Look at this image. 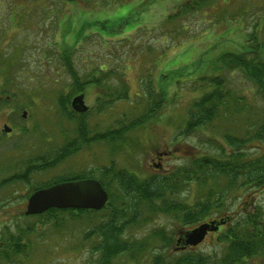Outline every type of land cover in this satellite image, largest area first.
<instances>
[{"label": "rangeland", "instance_id": "obj_1", "mask_svg": "<svg viewBox=\"0 0 264 264\" xmlns=\"http://www.w3.org/2000/svg\"><path fill=\"white\" fill-rule=\"evenodd\" d=\"M19 1H12V14L18 10ZM45 1L52 4L57 0ZM183 1L94 0L89 4L81 2L78 6L54 4L53 13L60 8L65 11L61 16L64 21L62 27L55 22L57 16L43 21H39L42 17L35 18L36 23L22 26L2 23L0 128L6 123L12 131L0 138V230L4 224L12 230L15 227L37 228L29 235L30 248L26 258L15 257L10 264H93L95 259L89 250L90 241L82 238L84 228L81 221L70 220L66 215L49 222L25 217L26 199L31 187L96 167H106L110 159L115 167L139 177L162 175L183 163L189 153L204 154V146L198 142L202 139L200 135L174 138L184 125L188 104L202 92L200 89L192 91L191 83L201 75H212V64L221 53L244 51L249 32L256 29L261 35L264 0H217L212 7L200 13L198 19L192 16L184 24L187 28L184 35L174 34L162 41L166 34L159 26ZM4 8H0L1 14L8 13V7L6 12ZM75 8L78 9L77 18ZM220 8L226 11L219 17L221 21L216 22L212 15ZM56 14L59 16L58 12ZM174 36L182 39L181 42L174 45L170 40ZM67 52L70 55L65 64L63 54ZM68 63H71L70 68L80 82H85L88 76L90 79L98 78L111 69L124 73L126 99L112 100V97L103 95L102 87L94 80L84 86L82 95L87 111L72 112L76 120L84 118L88 136L116 128L122 116L124 121H129L144 113L147 102L140 100L143 96L141 85L148 75L155 90H160L166 100L158 118L127 135L129 141L136 138L139 141L140 145L135 149L116 147L111 152L104 142H96L83 146L42 172L34 173V170L27 184L6 181L14 172L22 173L27 165L35 164L41 155L52 161L60 146L78 138L77 122L63 115L56 101L59 92L66 96L69 94L73 79ZM216 66L222 64L217 63ZM232 81L243 85L246 91L254 90V86L239 74L233 76ZM103 84L112 89L118 80L110 76ZM248 95L249 98L252 96L251 93ZM259 105H263L262 102ZM67 108L70 111L69 104ZM23 112L26 113L25 118L22 117ZM157 153L162 155L161 166L154 170L151 159ZM191 188L192 191L186 195L195 197V187ZM225 199V211L236 215L244 206L250 209L253 204L262 202L264 192L243 196L237 191ZM145 223L127 231L126 236L141 239L156 227L179 231V224L172 223L169 217L153 216ZM215 231L206 234L203 242L193 249L205 253L220 252L222 245L217 241ZM114 264L134 263L120 256ZM243 264H264V256L251 257Z\"/></svg>", "mask_w": 264, "mask_h": 264}, {"label": "trees", "instance_id": "obj_2", "mask_svg": "<svg viewBox=\"0 0 264 264\" xmlns=\"http://www.w3.org/2000/svg\"><path fill=\"white\" fill-rule=\"evenodd\" d=\"M84 1L89 4L94 0ZM216 1L184 0L159 26L166 34L162 41L174 34L184 35L187 30L184 24L192 16L198 19L200 13ZM224 11L225 8H220L212 15L213 20L221 21L219 17L224 16ZM207 29L204 28V31ZM261 35L256 29L249 32L244 51L221 53L216 63L212 64L213 74L201 75L191 83L192 91L200 89L202 92L188 104L184 125L174 138L200 135L202 139L198 142L204 146L203 155L189 153L190 156L174 169L162 175L145 174L143 177L115 167L110 159L106 167L56 178L31 187L29 192L31 194L34 190L61 181L95 178L108 194L103 208H52L39 215L25 217L49 222L57 216L66 215L70 220L81 221L84 228L82 238L90 241V253L95 255L93 264H114L120 256L134 264H243L251 257L264 256V200L258 205L253 204L250 209L244 206L236 215L225 211V198L232 193L238 191L244 196L264 192V28ZM175 36L170 37L174 45L182 40ZM63 55L66 64L70 53ZM217 63L222 66H216ZM67 65L71 67V63ZM68 70L73 79L69 94L66 96L59 92L56 101L62 114L77 122L78 138L60 146L52 161L41 155L35 164L27 165L21 174L14 172L6 181L27 184L34 170V173L42 172L83 146L96 142H104L111 152L116 147L135 149L140 145L139 141L137 138L129 141L127 135L134 134L136 128L158 118L166 101L164 94L155 90L150 75L145 76L140 99L147 102L144 113L129 121H124L122 116L116 128L88 136L84 118L76 120L74 117L71 96L83 94L84 86L94 80L102 87L103 95L112 97V100L126 99L124 73L111 69L112 72H103L98 78L90 79L88 76L85 82H80L75 72L71 68ZM238 74L254 86L253 92L232 81V77ZM110 76L118 80L112 89L103 84ZM205 88L207 90L203 91ZM249 93L252 95L250 98ZM256 96H259L258 100ZM191 187H195V197L186 195L192 191ZM153 216L169 217L172 223L179 224V231L172 228L174 231L169 229L170 232L156 227L141 239L126 236L127 231L143 226ZM210 222L216 227V239L222 245L220 252H198L194 247L185 245L187 232L201 223ZM34 230H37L36 226L15 227L12 230L4 224L0 230V264L13 263L15 257L26 258L30 248L29 235Z\"/></svg>", "mask_w": 264, "mask_h": 264}, {"label": "water", "instance_id": "obj_3", "mask_svg": "<svg viewBox=\"0 0 264 264\" xmlns=\"http://www.w3.org/2000/svg\"><path fill=\"white\" fill-rule=\"evenodd\" d=\"M72 108L83 113L86 105L83 95H78L72 100ZM26 113L23 112L22 117ZM4 132H10L7 125L3 126ZM108 194L96 179H80L61 181L48 187L33 191L27 198L24 214L39 215L48 209H91L100 210L104 207ZM213 223H204L185 234V245L196 246L201 243L208 231H214Z\"/></svg>", "mask_w": 264, "mask_h": 264}, {"label": "flooded vegetation", "instance_id": "obj_4", "mask_svg": "<svg viewBox=\"0 0 264 264\" xmlns=\"http://www.w3.org/2000/svg\"><path fill=\"white\" fill-rule=\"evenodd\" d=\"M12 1L13 0H0V8L2 9V7H5L4 12H6V7H8L7 8L8 13H6V14L0 13V27L2 26V23H4V24L8 23V25H10V24L16 25L17 24L18 26H22L23 24L36 23L37 19L41 18V17L42 18L39 21H43L44 19H47V18L51 19L54 16H57L56 20H55V22L57 23V26L60 25L59 27H62V25L64 24V21H63V19H61V16L65 13V11H64V9L61 10V8H60V10H56L53 13L52 7L54 6V4L55 5L59 4V5H64V6H65V4H69V5L74 4V5L78 6V4H82L81 2H84V0H70V1H68V0H57L55 3L49 4V1H45V0H20L19 2L21 4L19 5L18 10L14 11V13L12 14L10 12L11 11L10 6H11ZM74 10L76 11L75 18H77L76 14L78 13V9L75 8ZM110 11H111L110 14H112V8ZM0 12H1V10H0ZM56 12L59 13V16L56 14ZM35 18H37V19H35ZM48 31H50V30H48ZM47 34H48V32H47ZM66 35H67V31H66L64 37ZM73 97L74 96H72V98ZM2 125H4V123ZM3 134L7 135V134H9V132L4 133V132H2V128H0V138L3 136ZM151 160H152L153 169L154 170L159 169L161 166L160 161L162 160L161 153H157V156H155ZM208 233H211V232H208Z\"/></svg>", "mask_w": 264, "mask_h": 264}]
</instances>
